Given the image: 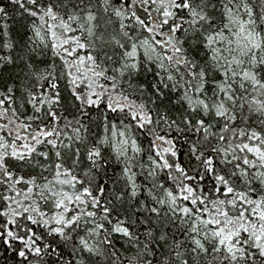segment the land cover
<instances>
[{"label": "snow or ice", "instance_id": "snow-or-ice-1", "mask_svg": "<svg viewBox=\"0 0 264 264\" xmlns=\"http://www.w3.org/2000/svg\"><path fill=\"white\" fill-rule=\"evenodd\" d=\"M0 264H264V0H0Z\"/></svg>", "mask_w": 264, "mask_h": 264}]
</instances>
